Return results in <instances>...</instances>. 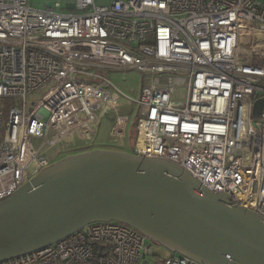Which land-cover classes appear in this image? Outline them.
Listing matches in <instances>:
<instances>
[{"label":"built area","instance_id":"1","mask_svg":"<svg viewBox=\"0 0 264 264\" xmlns=\"http://www.w3.org/2000/svg\"><path fill=\"white\" fill-rule=\"evenodd\" d=\"M65 4L0 0V201L105 117L114 118L111 136L125 139V99L138 110L135 155L176 163L264 217V109L254 115L264 66L238 55L243 27L264 32V0ZM122 68L143 74L136 99L95 71ZM155 245L122 222H92L0 264H141ZM158 264L201 263L171 251Z\"/></svg>","mask_w":264,"mask_h":264},{"label":"water","instance_id":"2","mask_svg":"<svg viewBox=\"0 0 264 264\" xmlns=\"http://www.w3.org/2000/svg\"><path fill=\"white\" fill-rule=\"evenodd\" d=\"M254 106L259 116L264 98ZM104 221L130 225L201 264H264V217L176 163L105 149L55 162L0 201V261Z\"/></svg>","mask_w":264,"mask_h":264},{"label":"rangeland","instance_id":"3","mask_svg":"<svg viewBox=\"0 0 264 264\" xmlns=\"http://www.w3.org/2000/svg\"><path fill=\"white\" fill-rule=\"evenodd\" d=\"M76 0H28L29 4L35 6V8H55L56 3H60L64 11L68 9L65 8V3L73 2ZM113 0H95L98 5H107ZM97 73L108 77L112 82L115 84L116 87L122 90L127 96L136 99L140 96L141 89H142V81H143V74L138 69L132 68H122V69H98L95 70ZM185 90L180 89L179 93H184ZM39 93L33 94L32 99L38 98ZM121 113L129 114L130 120L129 124L126 128V137L119 138L116 136H111L110 130L113 127L114 118L113 115L111 118L105 117L103 121L100 122V126L93 131H88L84 135L80 137L72 138L65 142L64 147L61 149L57 160L54 161L58 162L70 155L78 154L81 152H89L91 150H111V151H120L124 153H130L135 155L133 150V145L137 139V109L131 107L126 103V100H120ZM6 115V114H5ZM4 115V124L7 121V116ZM104 125L106 130H109L105 133V135H101V127ZM4 127V126H3ZM5 128L0 129V140L3 139ZM154 246V254L158 253L163 257H167L168 249L164 248L161 244L155 243ZM141 264H155V256H148L146 259L143 260Z\"/></svg>","mask_w":264,"mask_h":264},{"label":"bare ground","instance_id":"4","mask_svg":"<svg viewBox=\"0 0 264 264\" xmlns=\"http://www.w3.org/2000/svg\"><path fill=\"white\" fill-rule=\"evenodd\" d=\"M239 41V57L242 61L264 66V32L243 27Z\"/></svg>","mask_w":264,"mask_h":264},{"label":"trees","instance_id":"5","mask_svg":"<svg viewBox=\"0 0 264 264\" xmlns=\"http://www.w3.org/2000/svg\"><path fill=\"white\" fill-rule=\"evenodd\" d=\"M155 243L157 241L153 240ZM158 243V242H157ZM153 256H155V264H158L159 260H161L163 258V256H161L160 254L158 253H155Z\"/></svg>","mask_w":264,"mask_h":264},{"label":"crops","instance_id":"6","mask_svg":"<svg viewBox=\"0 0 264 264\" xmlns=\"http://www.w3.org/2000/svg\"><path fill=\"white\" fill-rule=\"evenodd\" d=\"M102 129H101V135H105V133L107 132V131H109V130H106L105 129V127H104V125L101 127ZM171 251L170 250H168V252H167V255L170 253Z\"/></svg>","mask_w":264,"mask_h":264},{"label":"flooded vegetation","instance_id":"7","mask_svg":"<svg viewBox=\"0 0 264 264\" xmlns=\"http://www.w3.org/2000/svg\"><path fill=\"white\" fill-rule=\"evenodd\" d=\"M81 153H83V152H81ZM78 154H80V153H78ZM74 155H77V154H74ZM70 156H73V155H70ZM69 157V156H68Z\"/></svg>","mask_w":264,"mask_h":264}]
</instances>
